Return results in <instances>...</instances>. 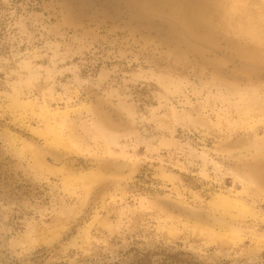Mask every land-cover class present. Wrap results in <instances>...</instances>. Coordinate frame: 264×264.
Segmentation results:
<instances>
[{
    "label": "rangeland",
    "instance_id": "obj_1",
    "mask_svg": "<svg viewBox=\"0 0 264 264\" xmlns=\"http://www.w3.org/2000/svg\"><path fill=\"white\" fill-rule=\"evenodd\" d=\"M106 3L0 0V264H264V0Z\"/></svg>",
    "mask_w": 264,
    "mask_h": 264
},
{
    "label": "water",
    "instance_id": "obj_2",
    "mask_svg": "<svg viewBox=\"0 0 264 264\" xmlns=\"http://www.w3.org/2000/svg\"><path fill=\"white\" fill-rule=\"evenodd\" d=\"M66 1H68L75 7L74 11H72L73 17L75 19L83 20L85 18L83 15H81L83 10L88 11L92 9L94 5L96 4L106 5L107 4L106 1H109V0H66ZM242 142L243 140L240 139L238 140L237 143L242 144ZM113 166L117 168L116 165H113ZM194 216L199 221L216 226V227H228L231 222L227 217H225L224 220L222 218L218 219V217H222V216H219L214 213H208V212L195 214Z\"/></svg>",
    "mask_w": 264,
    "mask_h": 264
},
{
    "label": "bare ground",
    "instance_id": "obj_3",
    "mask_svg": "<svg viewBox=\"0 0 264 264\" xmlns=\"http://www.w3.org/2000/svg\"><path fill=\"white\" fill-rule=\"evenodd\" d=\"M247 138H249V136H246ZM246 138V139H247ZM243 139H245V137L243 138ZM56 140V139H55ZM247 141V140H246ZM51 143V142H50ZM58 147H56V145L55 146H50V147H48V149L46 148V152L47 153H49L48 155L50 156V154L52 155V157H55L56 159H54L55 161H59L60 159H59V157L58 156H56V154L58 155V153H56V149H57ZM60 154V153H59ZM61 155V154H60ZM61 157V156H60ZM59 159V160H58ZM120 163H125L126 164V166L124 167V165L123 164H120ZM116 167H117V169L119 170V171H121V170H123V169H125V168H127L128 167V163L126 162V161H119V162H117L116 163ZM124 167V168H123ZM97 178V175H95V174H93V175H91V177H89V180L90 181H93V179H96ZM217 205L218 206H221L222 208H223V210H226L227 208H230V207H232V205L233 206H235L230 200H227L226 198H221V199H219L218 201H217ZM241 210V209H240ZM216 213V212H215ZM220 214V215H219ZM219 214H217V215H219V216H222V217H218V219H223L224 220V218L227 216L226 214L227 213H225L224 215H223V213L221 214V213H219ZM228 217V216H227ZM202 231V230H201Z\"/></svg>",
    "mask_w": 264,
    "mask_h": 264
}]
</instances>
